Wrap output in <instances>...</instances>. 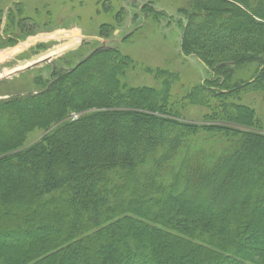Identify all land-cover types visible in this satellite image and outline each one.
<instances>
[{
  "label": "trees",
  "instance_id": "1",
  "mask_svg": "<svg viewBox=\"0 0 264 264\" xmlns=\"http://www.w3.org/2000/svg\"><path fill=\"white\" fill-rule=\"evenodd\" d=\"M142 12L165 16L153 1ZM177 14L198 84L139 66L156 86L132 87L138 65L98 45L0 99V264H264V123L244 103L264 96V0Z\"/></svg>",
  "mask_w": 264,
  "mask_h": 264
},
{
  "label": "rangeland",
  "instance_id": "2",
  "mask_svg": "<svg viewBox=\"0 0 264 264\" xmlns=\"http://www.w3.org/2000/svg\"><path fill=\"white\" fill-rule=\"evenodd\" d=\"M149 1H153L155 11L164 12L165 16L154 18L151 14L145 15L142 7ZM186 4L187 0H0V53L40 35L74 31L80 33L79 45L72 50L23 71L20 68L12 77L1 75L4 78L0 80V98L35 90L33 80L36 77H49L54 69L64 68L68 62H77L94 47L101 46L102 42L106 46L117 45L123 55L129 56L138 65L129 70L125 78L132 87L156 86L153 77L143 72L139 66L166 68L178 73L180 83L185 86L202 82L207 78V71L202 63L196 58H183L180 54L183 29L180 21L183 18L177 13ZM121 9L120 22H116L114 16ZM136 13L137 17L134 16ZM103 24L113 27L111 37L106 40L98 36V30ZM25 32L31 33L25 35ZM20 36H24L23 39L19 40ZM125 37L126 41L122 42ZM65 41L66 39H53L30 44L26 49L0 62V74ZM244 73L245 70L239 77H249V74ZM244 103L255 108L257 116L264 123V96H245ZM204 113L202 109L190 108L185 111L184 119L200 122ZM42 135L44 132L34 131L27 137V143L37 141ZM214 196L227 197L229 193L221 194L219 191Z\"/></svg>",
  "mask_w": 264,
  "mask_h": 264
},
{
  "label": "bare ground",
  "instance_id": "3",
  "mask_svg": "<svg viewBox=\"0 0 264 264\" xmlns=\"http://www.w3.org/2000/svg\"><path fill=\"white\" fill-rule=\"evenodd\" d=\"M61 40V39H66L65 42H63L61 45L55 46L53 48H50L46 52H42L39 56L36 57V60H41V59H50L55 56L60 55L65 49L68 47H72L76 45L80 39V37L72 36L69 32H60V33H54V34H48V35H40L35 38L29 39L26 43L21 44L11 50L4 51L0 53V62L5 61L7 58L12 57L13 55L17 54L21 50L26 49L27 46L30 44H34L37 41H47V40ZM34 61V60H33ZM32 61H27L24 63L19 64L15 68L11 70H7L1 75H8L11 71H15L17 69L23 68L27 65H29Z\"/></svg>",
  "mask_w": 264,
  "mask_h": 264
},
{
  "label": "water",
  "instance_id": "4",
  "mask_svg": "<svg viewBox=\"0 0 264 264\" xmlns=\"http://www.w3.org/2000/svg\"><path fill=\"white\" fill-rule=\"evenodd\" d=\"M69 33H70L72 36H76V37L80 36L79 31H74V32H69ZM78 45H79V43H77L76 45H74V46H72V47H68V48L65 49L62 53H64V52H68V51L72 50L73 48L77 47ZM104 46H105V44H104V42H102V45H101L99 48L104 47ZM62 53H61V54H62ZM40 54H41V53H40ZM40 54L35 55V56H32V57L30 58V60H29V61H32L31 64L28 65V66L23 67V69H22L21 71H23L24 69H27V68L33 67V66H35V65H38V64L41 63V62H48V61L50 60V59L36 60V57L39 56ZM88 56H90V54H89ZM33 60H34V61H33ZM18 71H19V70H17V71H15V72H12V73L8 74L7 77H12V76L16 75V73H17ZM2 78H4V76L0 77V80H1Z\"/></svg>",
  "mask_w": 264,
  "mask_h": 264
},
{
  "label": "built area",
  "instance_id": "5",
  "mask_svg": "<svg viewBox=\"0 0 264 264\" xmlns=\"http://www.w3.org/2000/svg\"><path fill=\"white\" fill-rule=\"evenodd\" d=\"M73 118H75V115L73 116Z\"/></svg>",
  "mask_w": 264,
  "mask_h": 264
}]
</instances>
